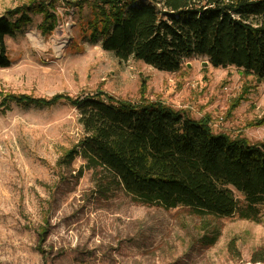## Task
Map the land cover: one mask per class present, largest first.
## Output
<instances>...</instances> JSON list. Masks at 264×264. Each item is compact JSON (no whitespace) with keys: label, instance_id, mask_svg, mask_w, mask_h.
<instances>
[{"label":"rangeland","instance_id":"obj_1","mask_svg":"<svg viewBox=\"0 0 264 264\" xmlns=\"http://www.w3.org/2000/svg\"><path fill=\"white\" fill-rule=\"evenodd\" d=\"M25 2L0 0V16ZM50 11L48 35L30 13V23L5 39L10 66L0 69V99L156 101L204 118L213 133L264 143V80L212 68L200 56L184 59L176 73L120 61L83 38L76 10L63 0ZM78 119L65 102L0 107V264H251L264 247V206L257 221L197 217L142 205L111 175L94 176L81 157L67 155L83 137Z\"/></svg>","mask_w":264,"mask_h":264},{"label":"trees","instance_id":"obj_2","mask_svg":"<svg viewBox=\"0 0 264 264\" xmlns=\"http://www.w3.org/2000/svg\"><path fill=\"white\" fill-rule=\"evenodd\" d=\"M56 0H26L0 16V69L10 66L5 39L41 16L39 30L55 24ZM77 12L79 31L120 61L141 62L176 73L184 59L207 58L212 68L234 67L264 80V0H63ZM52 7V8H51ZM50 8V9H49ZM65 102L78 111L83 137L78 150L88 168L111 175L115 186L142 205L184 208L197 217L257 221L264 206V143L213 133L161 102L132 104L111 98L50 99L5 94L9 103L51 107ZM230 188L241 194L234 198ZM215 239L210 241V245ZM251 264H264V247Z\"/></svg>","mask_w":264,"mask_h":264}]
</instances>
